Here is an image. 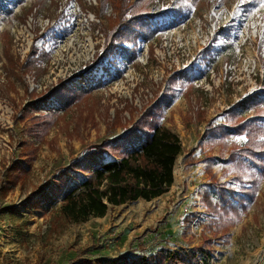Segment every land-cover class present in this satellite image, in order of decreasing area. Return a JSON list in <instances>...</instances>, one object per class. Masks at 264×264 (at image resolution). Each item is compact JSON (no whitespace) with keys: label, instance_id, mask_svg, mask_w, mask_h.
Instances as JSON below:
<instances>
[{"label":"rangeland","instance_id":"1","mask_svg":"<svg viewBox=\"0 0 264 264\" xmlns=\"http://www.w3.org/2000/svg\"><path fill=\"white\" fill-rule=\"evenodd\" d=\"M131 3L147 7L140 20L147 30L126 43L111 37L114 0H0V264H137L161 250H203L209 264H264V177L252 196L236 193L246 210L229 195L239 218L223 221L202 199L221 202L209 170L239 186L223 173L232 143L248 138L226 118L242 113L264 128V0ZM61 83L89 91V100L69 110L55 96L33 102L32 91ZM251 97L263 102L261 113L238 105ZM155 107L183 146L169 192L67 223L53 191L86 177L74 167L90 146L122 137ZM49 112L58 118L29 157L21 143L32 140L29 113ZM16 168L28 174L9 184Z\"/></svg>","mask_w":264,"mask_h":264},{"label":"trees","instance_id":"2","mask_svg":"<svg viewBox=\"0 0 264 264\" xmlns=\"http://www.w3.org/2000/svg\"><path fill=\"white\" fill-rule=\"evenodd\" d=\"M114 3L119 15L111 24L112 40L135 42L147 30L146 24L140 22L148 13L147 7L139 3H131V0H114ZM127 13L131 14V18H126ZM7 53L9 57V50ZM30 95L34 103H43L48 97L55 96L63 108L69 110L89 100L90 92L74 91L61 83L50 93H37L34 90ZM242 104L243 106L252 104L256 110L263 102L251 97L238 105ZM90 111L94 113V110ZM161 111V107L149 108L122 137L107 139L90 146L77 160L74 170L86 177L66 190H63V186H59L53 191L55 195L62 196L59 211L67 223L84 224L93 218L105 217L110 207L136 201L151 202L169 192L175 182V165L183 154V146L178 134L158 120L157 115ZM257 111L261 113L259 109ZM106 114L107 111L105 116ZM29 116L31 126L27 128V133L32 140L31 142L22 140L21 143L25 146L27 155L33 157L37 149L33 141L45 142L58 116L52 112L39 115L29 113ZM242 116V113L239 115L234 112L226 118L228 127L234 131V134L246 135L248 140L243 145L232 143L228 158L230 171L223 173L225 176L230 173L232 180L239 186L231 187L227 185V182L221 183L217 175L209 170L208 174L218 186L221 202H213L207 194L202 196L208 210L219 215L223 221L241 216L238 208L234 207L229 200V195L234 196L242 209L246 210L245 199L238 197L236 193L252 196L257 192L261 177H264V162L261 161V159L264 160V139H262L264 128L243 121ZM120 117V112L116 113L112 124L121 125ZM227 135L226 132H221V138ZM223 148L227 149L228 145L225 144ZM110 155L115 159L109 161ZM190 157H192L191 154L185 159ZM246 159L255 164L261 172L257 174L252 172ZM27 174V170L18 168L17 174L8 176L7 181L15 185L18 178H25ZM209 258L210 255L203 250L177 252L161 250L155 256L139 261L137 264H209Z\"/></svg>","mask_w":264,"mask_h":264},{"label":"crops","instance_id":"3","mask_svg":"<svg viewBox=\"0 0 264 264\" xmlns=\"http://www.w3.org/2000/svg\"><path fill=\"white\" fill-rule=\"evenodd\" d=\"M116 207H118V206H116Z\"/></svg>","mask_w":264,"mask_h":264}]
</instances>
